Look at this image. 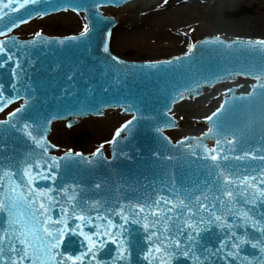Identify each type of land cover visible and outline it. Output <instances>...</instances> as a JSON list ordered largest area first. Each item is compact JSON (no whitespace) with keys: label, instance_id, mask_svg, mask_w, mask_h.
<instances>
[{"label":"water","instance_id":"95a60500","mask_svg":"<svg viewBox=\"0 0 264 264\" xmlns=\"http://www.w3.org/2000/svg\"><path fill=\"white\" fill-rule=\"evenodd\" d=\"M131 1L133 0H50L59 10L42 2L39 11L46 10L47 14L34 13L31 18L25 17L27 23L37 17L71 11L83 15L90 32L84 36L79 33L59 37H49V34L44 33L39 37L36 34L29 39H20L14 33L16 28L23 25L20 24L7 34L8 37L15 38L17 47L10 50L14 53L13 60L0 68V85H3L0 94L4 97L0 100V107H3L0 122L11 120L10 125L0 124V181L6 188L9 181L3 177V172L11 171L15 174L11 178L12 182L21 183L25 167L23 161L26 159L29 163L41 160L44 173L54 175V179L36 180L34 187L52 189L49 195L57 202L51 211L52 218L67 219L68 230L60 238V247L54 250V254H62L55 255V259L62 262L68 256L75 258L85 253L83 264H90V261L95 264L88 253L89 243L80 235V231L91 235L107 230L108 236H93L98 249L96 260L100 264H160L161 253L155 252V248L162 246L161 241L167 243L164 240L166 234L162 232L161 225H152L160 214L159 209L171 205H157L155 201L163 196L175 203L177 196L183 198L187 192L200 195V191L196 189L203 190L205 181L213 183L220 168L225 173L235 172L248 176L258 175L252 169H264V161L259 159H235L244 152L255 153L257 157L264 155L262 98L257 95L245 100L234 99L247 97L252 92L253 85L257 83L254 76L264 71V50L252 49L244 43L233 44L236 40L243 42L252 39H225L208 35L198 39L191 51L187 50L176 57L134 62L121 58L112 53L110 45L112 32L121 27L114 15H103L101 7H122ZM77 3L82 8L73 11L72 8ZM130 6H136V2L133 1L124 8L128 9ZM250 13L251 9L241 6L228 16H245ZM16 14L18 13L10 12V15ZM69 16L78 15L61 13L36 20L21 28L17 34L25 38V34L38 23ZM6 20L7 17L0 20V31H7L3 27ZM217 37L223 43L210 42ZM0 40H7V37L0 36ZM4 58L6 57H0ZM16 61L20 64L17 69L21 73L19 78L11 71L16 68ZM238 77L254 80V84L245 92L238 87L225 91L219 106L209 115L217 112L223 105L213 121L210 122L207 118L205 122H199L203 119L175 118L174 107L178 102L199 97L216 84L233 82ZM13 84L16 85V90H13ZM8 99L12 102L7 103ZM18 108L22 111L14 118L10 117V113L16 112ZM118 109L121 114H131L122 126L128 121H132V124L111 141L108 155L99 147V155H94L97 149L87 156L68 150L56 153L58 144L52 143L55 148L49 141L52 125L57 121L65 120L67 125L72 126L80 118L113 115L106 113L108 110L116 115ZM172 111L175 117L170 114ZM133 117L136 119L133 120ZM88 119L93 118L83 120ZM25 125L28 126L27 129ZM55 125L62 123L57 122ZM55 125L51 135L54 139ZM203 125H206V131L199 136L172 141L166 135L169 130ZM73 127H79V124ZM210 128L213 129L211 133L208 132ZM29 131L33 137L45 142L46 152L27 135ZM234 139L237 141L235 145L225 143ZM217 140L221 141L220 145H217ZM197 143L201 146L197 147ZM79 144L80 141L77 140L76 145ZM189 145L192 147L189 148ZM232 147L234 150L229 151ZM205 148L221 149V158L213 161ZM66 154H70L69 159H65ZM224 155L229 159L223 160ZM53 157L56 158L55 161L51 159ZM53 163L58 166L48 172L47 164ZM39 170L34 168V171ZM26 180L24 177L23 182L26 183ZM4 190L0 189V198L3 197ZM69 196L74 199L69 201ZM44 202L47 205V199ZM61 206L66 210L63 214ZM138 206L143 207L144 212H140ZM73 208L76 215H71ZM121 213L129 217L128 223L121 218ZM77 215L89 219L84 222L76 219ZM3 220L4 217L0 216V224ZM132 220H138L139 223H132ZM109 221L114 227L108 226ZM145 224L149 225L147 230L144 228ZM79 225L83 227L78 228ZM121 225L124 226L123 231ZM152 232H156L157 236L152 237L150 242L147 237ZM171 235L176 238L174 232ZM219 235L220 230L215 227L204 232L202 245L216 247ZM256 239H259V234ZM113 240L116 242L113 243ZM197 254L199 255V251ZM242 255L251 259L261 253L258 248L253 249L248 244ZM67 264H74V260L67 261ZM168 264H194V261L180 256L169 259ZM212 264L239 262L231 258L225 260L221 255L219 258L213 257Z\"/></svg>","mask_w":264,"mask_h":264},{"label":"snow or ice","instance_id":"6c2138e0","mask_svg":"<svg viewBox=\"0 0 264 264\" xmlns=\"http://www.w3.org/2000/svg\"><path fill=\"white\" fill-rule=\"evenodd\" d=\"M42 2L48 3V6L55 10H59L55 8V4L50 3V0H7V2L0 0V20L7 17L6 23L3 25L7 31H0V36L7 37V40H0V57H6L0 59V68L5 67L9 61L13 60L14 53L10 50L17 47V41L13 37H8V32H11L13 28L18 27L20 24L27 23L25 17L31 18L34 13L37 15L47 14L46 10L44 12L39 11ZM167 2L168 0H164V3ZM96 6L99 7L98 4ZM80 8H82V5L77 3L72 10L77 11ZM10 12L18 14L10 15ZM89 32V25L85 24L81 36ZM39 35L37 33V37ZM210 42L223 43L219 37ZM240 43H244L252 49L264 50V39L243 42L240 40L233 41V44ZM194 47L195 45H192L189 50L191 51ZM104 50L107 52V47ZM19 68V61H16V68L11 71L17 78L21 75L17 71ZM254 79L257 83L253 85L252 92L248 93L247 97H234V99L245 100L259 95L262 98V105H264V71L254 76ZM12 87L13 90H16L15 84ZM2 88L3 85H0V89ZM3 99L4 97L0 94V100ZM11 102L10 99L7 100V103ZM221 109H223V105ZM221 109L213 112L211 116L207 117V120L213 121V118L217 117ZM0 111H3V107H0ZM21 111L22 109H16V112L10 113V117L14 118ZM135 119L136 117H133V120ZM0 124L10 125L11 120L0 122ZM131 124L132 121H128L127 124L116 131L115 135L120 136L121 132ZM24 127L25 129L28 128L27 125ZM212 131V128L208 130L209 133ZM27 135L45 152L47 151L44 141L33 137L30 131L27 132ZM216 143L220 145L221 141L217 140ZM225 143L235 145L237 141L234 139L225 141ZM196 146L201 145L197 143ZM191 147L192 145H189V148ZM233 150L234 147L229 148V151ZM221 151L219 148H205V152L210 155L213 161L221 158L219 155ZM99 154L100 149H97L94 155ZM249 157L264 161V155L257 157L252 152H244L242 156H237L235 159L242 160ZM69 158L70 154H66L65 159ZM51 159L55 161L56 158ZM228 159L227 155L223 156V160ZM23 163L25 167L21 183L12 182L11 178L15 174L11 171L3 172V177L9 181L6 188L3 182L0 181V189H5L3 197L0 198V216L4 217L3 223L0 224V264H67V261L73 260L74 264H83L85 253H81L80 256L75 258L68 256L63 262L55 259V255H62L60 253L54 254V250L60 247V238L68 230L67 219L53 220L52 218L51 211L57 203L55 198L49 195L53 191L52 189L43 190L34 187L36 180L54 179L55 177L44 173L41 160L29 163L26 159ZM56 166L58 165L54 163L47 164V171L51 172L52 168ZM217 167L219 168V165ZM34 168L40 170L34 171ZM244 171H247V169ZM252 171L258 172V175L225 173L224 169L220 168L213 183L210 184L205 181L203 190L196 189L200 191V195L187 192L183 198L177 196L175 203L166 200L163 196L155 201L157 205L161 203L171 205L159 209L160 214L152 225L153 227L161 225L162 232L166 234L164 240L167 243L161 241L162 246L155 248V252L161 253L160 264H168L169 259L179 258L180 256L190 258L194 261V264H212V258H219L221 255L225 260L231 258L233 261H238L239 264H264V169H252ZM24 177L27 178L26 183L23 182ZM45 199L48 201L47 205L44 202ZM73 199V196L68 197L69 201ZM129 210L131 211V208ZM65 211L64 207L61 206V213L63 214ZM139 211L144 212V208L139 207ZM71 215H76L74 208L71 210ZM121 218L125 223L129 222V217L123 215V213H121ZM76 219L86 222L89 218L77 215ZM97 219H100V217H97ZM131 222L139 223L138 220H132ZM60 225H63V227H60ZM108 226L114 227L111 221L108 222ZM82 227L83 225L78 226V228ZM123 227L121 225V231H123ZM213 227L220 230L218 245L213 248L205 247L202 245V234L210 231ZM144 228L147 230L149 225L145 224ZM249 229L253 231L250 232ZM173 232L176 238L171 235ZM257 234H259V239H256ZM80 235L84 236L89 243L88 253L91 254L92 260L95 261V264H100V261L96 260L98 249L93 236L97 238L102 235L108 236L107 230L103 233L97 231L91 235L81 230ZM156 236L157 233L152 232L147 239L151 242L152 237ZM115 242L113 240V243ZM248 244H251L253 249L258 248L261 255H254L251 259L247 255H242L244 247ZM121 247H123V244H121ZM198 251L199 255L197 254ZM151 252L150 249L149 255H151Z\"/></svg>","mask_w":264,"mask_h":264},{"label":"rangeland","instance_id":"374dc122","mask_svg":"<svg viewBox=\"0 0 264 264\" xmlns=\"http://www.w3.org/2000/svg\"><path fill=\"white\" fill-rule=\"evenodd\" d=\"M204 1L208 3L204 4ZM135 2L136 6H130L128 9L105 10L107 15L115 16L121 27L114 29L112 33L110 45L113 53L133 61H152L177 56L189 49L194 40L205 35H264V31L260 30V27H264L261 23L264 22V0H193L181 5H177L178 0H168L167 3H164V0ZM242 5L255 7V12L237 18H226V12L237 10ZM180 7L181 10L175 15L173 11ZM169 12L172 15H169ZM256 18H261V21L255 25L253 21ZM84 25L82 16H69L38 23L25 34V38L40 32L49 36L74 35L81 33ZM215 95L216 91L207 96L179 102L175 106L174 114L180 119H204L215 107ZM122 121L121 116L117 119V116L110 115L82 120L79 127L69 128L65 123L55 125V139L51 138V142L58 144L59 151L78 150L90 154L101 146L107 150ZM202 128L189 127L181 132L168 134L169 137L176 138L182 134L201 132ZM77 140L80 141L79 145H75Z\"/></svg>","mask_w":264,"mask_h":264},{"label":"flooded vegetation","instance_id":"af4514ba","mask_svg":"<svg viewBox=\"0 0 264 264\" xmlns=\"http://www.w3.org/2000/svg\"><path fill=\"white\" fill-rule=\"evenodd\" d=\"M208 2L207 1H204V4H207ZM254 7V6H253ZM253 10H254V12H255V7L253 8ZM234 11V10H233ZM261 18H256L254 21H253V23H255V25H256V23H258L259 22V20H260ZM261 21V20H260ZM262 24H264V22H261ZM260 30H263L264 31V27H260ZM245 36V35H244ZM246 37V36H245ZM250 38H261V39H264V35H256V36H249Z\"/></svg>","mask_w":264,"mask_h":264},{"label":"bare ground","instance_id":"6f19581e","mask_svg":"<svg viewBox=\"0 0 264 264\" xmlns=\"http://www.w3.org/2000/svg\"><path fill=\"white\" fill-rule=\"evenodd\" d=\"M148 1L151 2L152 0H147V2H148ZM192 2H193V0H192ZM190 5H191V4H190ZM187 6L189 7V5H187ZM165 10H166V9H165ZM180 10H181V7H180L179 9H177L175 12L173 11V13H174L175 15H177V13H178ZM109 12H110V11H109ZM106 13H107V11H104V14H106ZM110 13H111V12H110ZM165 13H167V12H165ZM169 15H172V13L169 12ZM131 25L133 26L134 24L131 23ZM132 26H131V27H132ZM134 28H136V26L133 27V29H134ZM133 29H132V30H133ZM31 30H32V29H31ZM112 36H113V34H112ZM111 42H112V40H111Z\"/></svg>","mask_w":264,"mask_h":264}]
</instances>
